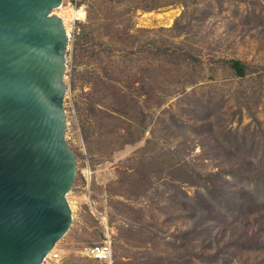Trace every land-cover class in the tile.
I'll return each mask as SVG.
<instances>
[{
    "label": "rangeland",
    "instance_id": "374dc122",
    "mask_svg": "<svg viewBox=\"0 0 264 264\" xmlns=\"http://www.w3.org/2000/svg\"><path fill=\"white\" fill-rule=\"evenodd\" d=\"M52 13L69 16L77 170L72 225L42 264H264V0H62ZM105 227L111 259L84 257Z\"/></svg>",
    "mask_w": 264,
    "mask_h": 264
},
{
    "label": "water",
    "instance_id": "95a60500",
    "mask_svg": "<svg viewBox=\"0 0 264 264\" xmlns=\"http://www.w3.org/2000/svg\"><path fill=\"white\" fill-rule=\"evenodd\" d=\"M62 0H0V264H42L72 225Z\"/></svg>",
    "mask_w": 264,
    "mask_h": 264
},
{
    "label": "built area",
    "instance_id": "2783aa9c",
    "mask_svg": "<svg viewBox=\"0 0 264 264\" xmlns=\"http://www.w3.org/2000/svg\"><path fill=\"white\" fill-rule=\"evenodd\" d=\"M67 36L68 38L70 37L69 31L67 32ZM112 234L113 232L108 227H105L103 240L99 244L84 247L82 250V255L89 259L109 261L112 256V250H111ZM59 253H60L59 251L54 252L49 260L53 261L57 259L59 257Z\"/></svg>",
    "mask_w": 264,
    "mask_h": 264
},
{
    "label": "bare ground",
    "instance_id": "6f19581e",
    "mask_svg": "<svg viewBox=\"0 0 264 264\" xmlns=\"http://www.w3.org/2000/svg\"><path fill=\"white\" fill-rule=\"evenodd\" d=\"M67 12H69V10L67 11ZM70 15V14H69ZM67 16V15H66ZM75 17V16H80V17H82L83 18V16H84V13H83V11H82V9H79V10H77V11H74V10H72L71 11V15H70V17ZM68 17L69 16H67V17H63L62 18V21H63V24H64V28H65V30H66V32H68V28H69V24H68ZM57 244V243H56ZM56 244H55V246H54V248L47 254V256H46V258H45V262L48 260V259H50L51 257H52V254L54 253V252H57L58 250H57V246H56ZM47 259V260H46ZM55 260H57V259H55ZM55 260H53V261H55Z\"/></svg>",
    "mask_w": 264,
    "mask_h": 264
},
{
    "label": "trees",
    "instance_id": "16d2710c",
    "mask_svg": "<svg viewBox=\"0 0 264 264\" xmlns=\"http://www.w3.org/2000/svg\"><path fill=\"white\" fill-rule=\"evenodd\" d=\"M229 63L230 67L234 70L237 76H244L246 67L243 63H241L239 60H231Z\"/></svg>",
    "mask_w": 264,
    "mask_h": 264
}]
</instances>
